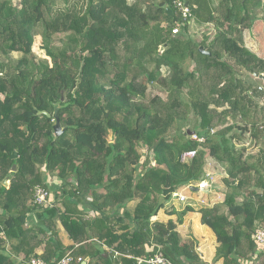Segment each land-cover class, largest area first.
Here are the masks:
<instances>
[{
    "label": "trees",
    "instance_id": "16d2710c",
    "mask_svg": "<svg viewBox=\"0 0 264 264\" xmlns=\"http://www.w3.org/2000/svg\"><path fill=\"white\" fill-rule=\"evenodd\" d=\"M62 1L0 0V264L30 255L54 264L66 253L69 264H137L152 243L172 264H206L174 222L154 217L203 177L208 158L228 189L220 204L199 208L219 244L214 260L256 264L264 147L243 159L234 142L243 138L238 123L264 141V103L251 98L264 91L255 79L264 58L240 43L264 0H184L194 21L216 29L209 42L194 39L173 0ZM36 35L45 58L32 51ZM152 83L164 95L145 100ZM43 110L56 112L60 135ZM189 118L204 142L178 129ZM37 184L50 191V207L32 203Z\"/></svg>",
    "mask_w": 264,
    "mask_h": 264
},
{
    "label": "crops",
    "instance_id": "0c3cea01",
    "mask_svg": "<svg viewBox=\"0 0 264 264\" xmlns=\"http://www.w3.org/2000/svg\"><path fill=\"white\" fill-rule=\"evenodd\" d=\"M218 1L219 0H211L212 5L215 6ZM197 24L202 28L200 36L197 38L202 40L205 39L206 42L212 40L216 32L214 26L211 23ZM240 43L253 52L256 56L264 58V11L262 9V4L255 7L252 24L249 27L243 28ZM255 79L257 82H262L263 86L261 87L264 89V78L256 77ZM257 97H263L264 99V91L251 92V98L253 101L263 104V102H261V100H259ZM250 139H245L244 142H234L235 148L242 152L243 159H247L257 154L259 151L260 142H258L257 139H255L252 135ZM253 140L254 142H252ZM204 171H210L213 173L215 177V185L213 190L216 192L219 191L218 193H220L215 197L214 200H212V202H209V205H207L212 206L214 204H220L224 199H221V193L225 186L222 181L225 173L212 158H208ZM108 203L106 202L104 206H109ZM134 203L135 201L132 200L128 205L132 207ZM186 206L192 207L193 210L187 211L182 216L181 223H177L178 213ZM204 206L206 205H199L197 202H184L179 204L176 203L174 199H172L171 202H167L166 205L158 211L157 215L154 217V220H157L161 223H167L168 221L174 222L176 224V231L179 234L180 240L182 242L192 243L195 251L206 264H223L222 259L214 260L216 249L219 244L216 241L213 231L200 221L201 214L199 212V208ZM64 241L65 243L68 242L67 239H64ZM11 255L12 257L15 256L13 253ZM16 258L18 260L20 259L19 256H16Z\"/></svg>",
    "mask_w": 264,
    "mask_h": 264
},
{
    "label": "built area",
    "instance_id": "2783aa9c",
    "mask_svg": "<svg viewBox=\"0 0 264 264\" xmlns=\"http://www.w3.org/2000/svg\"><path fill=\"white\" fill-rule=\"evenodd\" d=\"M173 7L176 12L179 14L183 21H187L190 25L191 21L193 20V12L192 6L184 0H173L172 1ZM178 27H174L172 29V33H177ZM210 132L213 133V130L210 129ZM192 140L198 142H204L205 136L197 135L193 132L190 135ZM195 150L185 151L181 154V160H187L195 155ZM215 185V177L213 173L210 171H205L203 177L199 181L189 182L188 184L184 185L183 189H191L194 187L197 192H210L213 190ZM172 198H176L179 202H186V196L181 193L180 191H175L172 194ZM51 198H50V191L44 185L37 184L33 189V199L32 203L36 206L42 208H48L51 206ZM197 203L205 204V200L203 198L197 199ZM252 238L257 242V244L261 247L262 251V263H264V228L257 227L253 234ZM153 250L151 254L144 256V257H137L136 261L137 264H172L171 261L164 255L163 250L160 245L153 244ZM114 255H119L117 251H114ZM72 260V256L69 253H66L62 258H60L54 264H69ZM80 260V258H78ZM24 264H49L43 258L37 255H30L25 261Z\"/></svg>",
    "mask_w": 264,
    "mask_h": 264
},
{
    "label": "rangeland",
    "instance_id": "374dc122",
    "mask_svg": "<svg viewBox=\"0 0 264 264\" xmlns=\"http://www.w3.org/2000/svg\"><path fill=\"white\" fill-rule=\"evenodd\" d=\"M55 2L57 4H59V5H63V1L62 0H55ZM190 26L192 27V29H191ZM188 29H190L189 30V33L193 35L194 39H199L197 37L200 36V33H201L202 28L197 24L196 20L195 21L194 20L191 21ZM32 51H33L34 55H36L38 58H45L46 57L45 56V51L41 48V38H40L39 35H36L35 38H34V42H33V45H32ZM11 57L18 58L19 57V53L12 52L11 53ZM5 59H6L5 56L0 55V61H4ZM162 73L165 74V68H162ZM261 84H262V82H261ZM162 90H163L162 87L161 86H158L155 83L148 84L147 90H146V98H144V99L147 100L151 96H153L154 94L164 95V93L162 92ZM257 98L259 100H261V102L264 103L263 97L262 98L261 97H257ZM183 99L186 100V96L185 95H183ZM262 126H264V124H259L258 125L259 128H261ZM192 127H193V120H192V118H189L185 123L180 122L178 129L179 130H188L190 132V131H193L192 130ZM237 127L239 128V130L242 129V133H243V138L241 140H239V141L244 142L245 139H250L251 138V135L252 134H251L250 126H243L241 123H238V126ZM61 128L64 129L63 126H61ZM172 133H173V131H171V134ZM250 141H251V139H250ZM257 141L260 142L259 149L263 148L264 147V141L261 140V139L260 140H257ZM235 142H237V141H235ZM252 142H254V140ZM255 155H253V156H255ZM253 156H251V157H253ZM46 175H47V173H46ZM45 180L50 181V182L53 181V180L54 181H57L56 178L53 177L52 175L49 176V180H48V177L45 178ZM8 185L9 184H7L6 187ZM215 189H217V188H215ZM223 189L224 190H222L221 199H223L224 196H225V194H226V192H228V189L225 186H224ZM178 191H180L181 193H183L186 196V198H187V201L186 202L196 203L197 202V199L203 198L205 200V204H200V203H198V204L199 205H206V206H208L209 205V202H212V200H214L215 197L218 194H220V193H218L219 191L216 192L215 190L210 191V192H203V193H201V192L193 191L191 189H183V188H180V189H178ZM172 199H174L176 203H179V204L182 203V202H179L176 198H171L170 202L172 201ZM219 199H220V196H219ZM261 262H262V258L260 256V258L256 262V264H259Z\"/></svg>",
    "mask_w": 264,
    "mask_h": 264
},
{
    "label": "water",
    "instance_id": "95a60500",
    "mask_svg": "<svg viewBox=\"0 0 264 264\" xmlns=\"http://www.w3.org/2000/svg\"><path fill=\"white\" fill-rule=\"evenodd\" d=\"M166 10L169 12V14H171V9L166 8ZM199 50L203 53H208L203 47H199ZM260 78H264L263 74L259 75ZM62 99V98H61ZM38 113H42L45 114L47 117H53L54 120V124H53V133L55 136H58L62 133L63 129L61 128V124H60V120L56 115V112L54 111L52 114L48 113L47 111H39ZM193 131H187L188 134H191ZM17 155L16 151H13L10 154V158H15ZM15 165L12 166L11 171L15 170ZM10 177L7 176L3 181H2V185L6 186L9 183ZM192 190H196L194 187L192 188Z\"/></svg>",
    "mask_w": 264,
    "mask_h": 264
}]
</instances>
